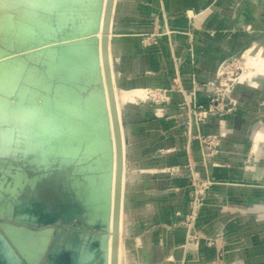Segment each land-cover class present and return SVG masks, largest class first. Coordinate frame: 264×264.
I'll return each instance as SVG.
<instances>
[{
  "label": "rangeland",
  "instance_id": "1",
  "mask_svg": "<svg viewBox=\"0 0 264 264\" xmlns=\"http://www.w3.org/2000/svg\"><path fill=\"white\" fill-rule=\"evenodd\" d=\"M32 1L14 0L13 3L23 7ZM52 1H36L33 12L39 24L33 26L35 32L24 40L17 28L23 12L10 13V28L0 26V51H4L0 54V65L8 62L10 67L21 63L27 71L19 77L21 84L7 98L5 113L9 117L0 115L1 128L13 127L16 136L8 151L0 150V191L9 196V204L2 201L4 196L0 199V210L4 211V207L11 210L0 212V230L11 235L26 264L58 262L67 247L75 246L78 232L93 230L79 220H65L61 209L66 200L65 189L74 181H85L92 173L75 172L77 160L66 166L51 162V167L43 163L41 168L31 169L38 159L46 160L49 153L43 133L48 124H52L50 112L58 116L56 132L60 138L67 137V122L76 117L72 110L57 107L56 97L71 106L83 105V109L89 97L90 113L97 109L100 100L99 96L90 97L93 90L101 89L98 83L101 79L99 75L95 78L91 65L82 58L78 63V72L86 67L89 84L95 83L81 89L87 81L86 73L78 78L69 75L68 65L71 66L75 55L69 54L66 63L62 62L61 50H57L55 56H50L47 50L53 47L70 50L73 43L68 37L79 24L81 34L84 28L89 32L97 26V20L86 18L92 2ZM128 3H133L132 8L122 12L118 7L114 17V28L120 21L124 24L121 36L125 38L118 53L113 44L118 91L122 99L128 95L123 107L131 106L137 113L150 109L147 115L140 113L141 119H137L143 126L140 131H147L146 123H156L150 130L153 153L147 155L142 149L136 163L128 162L135 175L129 180L128 188L133 196L123 210L124 255L130 264H264V137L258 149L252 150L255 131L264 136V84L250 86L247 80H241L250 70L248 55L256 57L264 48V0H185L184 11L177 12L185 19L179 25L170 23L171 16L176 14L172 0H129ZM51 6L55 7L53 11L46 10ZM189 6L192 14L187 9ZM197 17H200L199 23ZM178 48L184 56L178 55ZM91 49L92 61L98 63L96 51ZM164 49L168 50L170 61ZM248 49L251 51L246 54ZM220 64L224 69L216 75ZM173 66L174 71L170 72ZM185 68L187 76L183 72ZM31 69L35 70L32 74L28 73ZM198 73L211 78H199ZM27 86L31 93L22 99L20 91ZM206 87L211 88L209 95L200 93L201 88L205 91ZM66 88L74 90V96L69 99ZM2 89L0 85V96ZM137 89H143L141 93L145 96ZM31 104L38 107L34 116L38 119L42 116L46 122L40 128L36 121L34 126L29 123L28 130L21 119ZM77 112L82 114L81 109ZM225 113L232 129L229 135L222 127ZM18 134L22 137L20 141ZM26 136L30 142L23 140ZM94 138L88 150L106 151L107 139ZM93 141H97L98 146L101 143L102 150H96L97 146L94 148L91 144ZM111 141L113 143V139ZM64 144L61 139L57 142L58 148ZM138 144L145 147L144 141ZM21 168L24 175L33 176L36 182L41 175L34 190L37 193L34 201L21 203V195L5 190L14 184L13 176ZM30 191L32 196L33 189L27 186L25 192ZM39 202L41 217L48 210L52 212V221L35 223L31 218L15 219L18 208L20 212H28L33 205L41 208ZM111 209L107 223L112 222ZM132 211L137 213L133 219ZM142 211L146 213L145 220ZM3 224L22 227L26 245L16 238L17 233H10ZM48 228L53 230L44 232ZM156 229L162 230L159 235L145 238ZM112 230L111 225L108 233ZM30 231L42 233V238H31Z\"/></svg>",
  "mask_w": 264,
  "mask_h": 264
},
{
  "label": "water",
  "instance_id": "2",
  "mask_svg": "<svg viewBox=\"0 0 264 264\" xmlns=\"http://www.w3.org/2000/svg\"><path fill=\"white\" fill-rule=\"evenodd\" d=\"M115 0H107L103 24V38H102V55L103 65L106 77V86L110 102L111 119L113 124V131L115 137V153H116V165L115 175L113 178V143L110 137V121L107 112V106L103 99L98 101L100 109H96L90 113L88 111L87 100L85 102V109L76 107L67 103V101H59L56 97L57 107L72 110L76 117H72L68 125V135L65 138H60L56 132L58 126V116L53 112L51 119V128L49 129L52 136H55L52 144L53 149L44 158L43 162L34 164L31 168H41V164L49 163L51 167L52 163L56 165H70L74 160H77L75 172L89 171L85 181L77 183L74 181L70 187L65 189L66 200L61 205L63 210V216L65 220H79L86 227L92 228V232H78L77 241L75 246L71 249L67 247V250L60 256L58 262L54 264H108V250L106 248V240L108 236L107 222L110 214V207L112 203V189L114 180V198H113V243L111 253V264H118L119 258V239H120V222H121V203H122V185L124 174V146L121 129V119L117 109L115 89L113 84V77L111 72L109 51H110V38L109 33L111 29L112 14L114 9ZM101 7H99V10ZM100 15V11H99ZM80 25V24H79ZM71 32L68 37L73 43L70 50L57 49L55 47L49 48L48 53L50 56L57 54V50H61L62 62H66L70 59L69 54L75 55L73 63L68 65L71 69L70 76L80 77L86 73L87 81L85 85H81V89H86L89 84V71L85 67L78 72V63L82 57V52L86 49L87 45L98 46L99 38L96 35L99 31V27L96 26L89 32L84 34L79 33L80 26ZM111 42H115V38H111ZM51 47V45H49ZM43 51V50H42ZM70 51L71 53H68ZM61 66V64H58ZM103 89L101 80L98 81ZM98 89V88H97ZM94 91V90H93ZM68 93L67 99L70 96H74V90L66 88ZM89 98V97H88ZM79 99H75L77 102ZM78 109H81L82 114H78ZM78 120L79 122L73 121ZM95 136L107 137V149L101 153H93L88 150V145ZM65 142V144L58 148L57 142L59 140ZM48 143V142H47ZM81 155V156H80ZM42 160V159H41ZM60 161V164H59ZM87 164V165H83ZM37 180L35 187L31 189L36 190ZM36 192V191H35ZM9 197V196H8ZM4 196L2 201H7L9 204V198ZM37 199V193H36ZM40 203V202H39ZM18 205V204H17ZM32 205V204H31ZM41 209H42V204ZM54 205V204H53ZM56 208V203H55ZM53 206V207H54ZM10 208L4 207V211L1 213H9ZM19 208L17 209L18 212ZM51 210V209H50ZM48 210H45V215L41 217V210L39 214V220L42 223L52 221L53 215ZM16 212V213H17ZM83 214V215H82ZM58 214H56L57 217ZM16 219V214H15ZM45 219V220H44ZM17 220V219H16ZM21 221V220H20ZM1 227V224H0ZM2 228V227H1ZM12 238L5 232L0 230V264H26L23 256L17 247L13 244ZM49 262H47L48 264Z\"/></svg>",
  "mask_w": 264,
  "mask_h": 264
},
{
  "label": "bare ground",
  "instance_id": "3",
  "mask_svg": "<svg viewBox=\"0 0 264 264\" xmlns=\"http://www.w3.org/2000/svg\"><path fill=\"white\" fill-rule=\"evenodd\" d=\"M12 1L14 2V0H12ZM36 1H38V0H33L29 6L24 3L25 5L23 7H21V6L17 5L16 3H13V2L10 4H8V3L6 4L4 0H0V23H3V25L2 24L0 25L1 28H3V29H7V27L10 28V23L8 24V22H10L9 21L10 16H12V15H10V13L12 11L14 12L15 10H17L19 13L23 12V14L22 13L21 14L24 15L22 18L19 17L20 19H18V24H17V28L20 31L19 32L20 36L23 38V40L26 39L28 36H30V33L32 31L35 32V30L32 29L33 26L39 24L38 19L36 18V13L33 12L36 9ZM59 1H61V0H59ZM90 1L92 2L91 3L92 7L90 9H88V12L86 13V18L89 19L90 21L91 20H97L98 21L97 26L99 27V31L97 33V36L99 38V43H98L97 47H95V45H93V44L87 45L86 49L82 52L81 58L83 59L84 62L91 65V67L93 68V70L95 72V78L98 77V75H99V78L101 79V82H102L103 89L102 90L95 89L94 91H92L90 97L91 98H97L99 96L100 100L103 99L106 106H107V112H108L110 127H111L110 133L112 132L111 134L113 136L112 139H113V157H114V160H113V178H114L115 165H116L115 137H114L113 124H112V119H111L110 102H109V96H108V92H107L106 77H105V70H104V65H103V55H102V38L104 35L103 24H104V16H105V8H106L107 0H90ZM53 2L56 3V1H54V0L52 1V3ZM55 3H54V5H55ZM58 4L60 5V3H58ZM58 4H56V5H58ZM114 6H115V3H114ZM99 7H101L100 10H99ZM187 9H188L190 14L193 13L191 6L187 7ZM24 10H26V11H24ZM86 11H87V9H86ZM99 11H100V15H99ZM113 11H114V9H113ZM83 13H84V11H83ZM84 15H85V13H84ZM112 18H113V14H112ZM12 20H13V18H12ZM14 20H15V17H14ZM197 21L199 23L200 17H197ZM112 26H113V22H111V29H110L111 31L109 33V38H110L109 58H110L111 72H112V77H113V84H114V89H115L117 109H118L119 117H120V113H121L120 109H121V101L122 100H121L120 94H118L116 92L117 87H116V72H115V55L111 49V43H112L111 38H112V33H113ZM84 29L82 31H84L83 33H86V31ZM86 29H87V27H86ZM31 35H32V33H31ZM92 47L96 51L95 58L97 59L98 63H94L92 61L93 60L92 49H91ZM249 51H251V49H248L246 54H248ZM3 53H4V51H0V54H3ZM244 56H245V54H244ZM250 56L248 55V59L246 58L247 59V67L250 70L244 74V76L242 77L241 80H247L250 86L256 85L257 87H260L261 85L264 84V48L259 50L256 57H252V56L250 57ZM19 60H22V59H19ZM0 61H2V59ZM4 62H5V60H4ZM6 63H8V62H6ZM6 63H4L3 65H0V85L3 87L2 96H0V115H3L6 118H8L9 115L5 113V112H7V110L5 111V108L7 107V104H8L7 98L10 94L13 93V91H14L13 89H15L17 86H19L21 84L19 82V77L24 75L25 73H27V71H25L26 69L21 63L19 65H16V66L12 65L10 67ZM223 69H224L223 65L220 64L218 66V69L215 71V74L217 75ZM34 71H35L34 69L33 70L31 69V70H29L28 73L32 74V73H34ZM209 90H211V89L209 88ZM136 91L140 95L145 96V94L141 93V92H143V89H137ZM209 92H211V91H209ZM28 93L30 94L31 90L27 86V87H25V89H22V91H20V96L22 97V99H25L26 97L28 98V96H27ZM127 98H128V95H125L123 99L126 100ZM30 100H32V97H30ZM100 108H101L100 105H98L97 109H100ZM37 110H38V107L35 106L34 104H31L30 106L27 107V109L23 113V118L21 119V122L24 121V122H22L24 124V128H27L29 130V127H28L29 123H32L34 126L35 121L38 122L39 128H40V126H42V124L46 122V118H42V116H41L38 119L34 116L36 114ZM228 117L229 116L227 115V113L222 114V127L226 131L225 133H228L226 135H229L230 134L229 132H232V129H230V127L228 126V124H229V118ZM18 126L20 127V125H18ZM50 126L51 125L48 124L45 132L43 133V134H45L44 137L46 140V148L45 149H48L49 152L53 149L52 144L49 142L53 141V137H55V136H52V133L49 130L51 128ZM12 129H14V128L8 127L6 129H2L1 123H0V150H2V149H4L5 151L9 150L10 144L12 143V141L16 137V136H14V133H13L14 131ZM255 133H256L255 134L256 138L254 140V145L252 147V150L258 149V146H259L258 144H259L260 140L264 137L261 132L255 131ZM122 138H123V146L125 147L123 133H122ZM21 139H22L21 135L18 134V140L20 141ZM94 139L95 140H101L102 139V141H103V139H107V137L104 136V138H103V137L97 136V138H94ZM23 140L25 142L31 141L28 136H26V138ZM96 142L93 141L91 143L92 145H94L93 147L96 148V146H97L96 150H102L103 146L100 145L101 143L98 146L97 145L98 142L97 143ZM103 145H104V143H103ZM124 157H125V150H124ZM126 168H127V165H126V161L124 159L123 183H124V178L126 179V176H125L126 175L125 174ZM24 174H26V173L22 168L18 169L17 172L13 176L14 177L13 178L14 184L8 186L5 189L8 192L9 191L12 192L15 196L21 195L20 200H19L21 203L25 202L29 199L32 201H34L36 199V192L34 190H33L32 196L30 194L31 191L28 193L25 192L27 186L33 187V188L35 187L36 179L33 176H30L29 174H27V175H24ZM2 196H4V193L0 191V199H2ZM112 196L114 198V180H113ZM124 199H125V197H124ZM113 204H114V202L112 201L111 208H113ZM122 206H123V185H122L121 214H122ZM33 207L34 208L30 209L28 212L18 211L16 214V219L26 221L27 219L31 218L33 222H35V223L38 222L41 208H39V206H37V205H35V206L33 205ZM111 225L113 226V222L107 224V227H109ZM3 227L7 231H9L10 233L11 232L17 233L16 238L19 239L21 244H25L24 243L25 239L23 238V233H22V227H20L18 225L11 226V225H7V224H3ZM52 230H53V228H48L44 232L49 233ZM30 232H31V235H29V236H31V238H33V237H36L37 239L42 238V233H38L37 231H30ZM48 235H50V234H48ZM112 235H113V230L111 231V233H108L107 240H106L107 241L106 242V248L108 250V255H109L108 264H111V253H112V243H113ZM10 237H11V235H10ZM13 238H15V237H13ZM47 238H49V237H47ZM120 239H121V222H120ZM120 239H119L118 264H125L123 245L121 246V250H120Z\"/></svg>",
  "mask_w": 264,
  "mask_h": 264
},
{
  "label": "crops",
  "instance_id": "4",
  "mask_svg": "<svg viewBox=\"0 0 264 264\" xmlns=\"http://www.w3.org/2000/svg\"><path fill=\"white\" fill-rule=\"evenodd\" d=\"M128 1L129 0H115V6H114L113 18H112V22H113L112 38L113 37L115 38V42L112 43V47H111L112 51H113V44L115 45L114 47H115V51L116 52L118 51L119 48H120V51H121L122 45L124 43L123 41H125V38H123L121 36V33L123 32V28H124L123 25L124 24L121 23V21H120L119 25L117 26V24H116V27L114 28V17L116 15L118 7H120V10L122 12L125 9L132 8L133 3H128ZM184 3H185V0H172L173 11L176 14L171 16L170 23H172V24L177 23V25H179L180 23L184 22V20H185L184 16L181 15V13H177V12H180V11H184V9H185ZM54 9H55V7L51 6L50 9H46V10L53 11ZM40 11H41V9H39V12ZM15 13L18 14V12H15ZM163 46H164V43H163ZM164 50H166V49H164ZM165 52H166L165 53L166 59L169 60L170 58H168V50H166ZM178 55L184 56V52L180 48H178ZM115 65H116V63H115ZM169 69H170V72H173L174 71V66L172 68L170 67ZM115 72H116V69H115ZM183 72H184L185 76L189 75L187 68H185L183 70ZM198 77L199 78H201V77L202 78H208V79L211 78V76H209L207 74H203V73H198ZM124 79H125V77L121 75V81H124ZM116 87H117L116 92L119 94L118 86H117V72H116ZM209 88L210 87H206L205 91H203V88H201L200 93L201 92H205V93L208 94L209 91H211V90H209ZM120 97H121V95H120ZM121 100L122 101H121V109H120L121 110L120 119H121L122 133H123V136H124L125 161H126L127 168L125 170L126 179L124 178V183H123V206H122V214H121L120 250H121V246L123 245V250H124V254H125V251H126L125 245L126 244L124 243V239H123L122 233H123V226L125 225L126 221L124 219L123 210L126 207V204L130 203L131 198L133 196L132 194H130L128 192V188H129V184H130L129 180L132 179L134 177V175H135V172L134 171L132 172L129 169V166H128L129 163L128 162L131 161L132 163H136V160L138 158L137 154L142 149H144V152L147 155L153 153V151H154V148H153L154 147V143L153 142L149 143L150 141H152V134H151L150 130L154 128L156 122L153 121V122L146 123L145 127H146L147 131H145V132L140 131V129H142L143 126L138 124L137 119L138 120L141 119L140 118V113L141 114L144 113V114L147 115V112H149L150 109L146 108V109H149V110H145L144 112H139V113H137L135 111L133 112L131 106L123 107V101H125V99H122V97H121ZM245 121H244V125L246 123ZM209 130H212V129H209ZM142 141L145 142V147L144 148H143V146H139V144H138V142H142ZM113 160H114V157H113ZM151 161H154V160H151ZM147 166H149V164H147ZM151 195L152 194H150L149 196H151ZM124 197H125V199H124ZM136 212H137V210H136ZM136 212L132 211V219L137 214ZM142 218L144 220L146 219V213L145 212L142 213ZM112 222H113V218H112ZM109 223H111V222H109ZM109 223H107V224H109ZM161 231H162L161 229H156V230H154L152 232H148L145 238L146 239H152L154 236L159 235L161 233ZM129 236H130V234H129ZM125 241L127 243L129 241V238L126 239ZM124 256H125V258H124L125 259V264H130V262L128 261L127 256L126 255H124Z\"/></svg>",
  "mask_w": 264,
  "mask_h": 264
}]
</instances>
